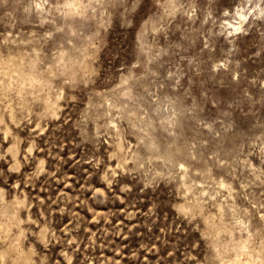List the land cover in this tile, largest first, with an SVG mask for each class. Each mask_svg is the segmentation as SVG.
Listing matches in <instances>:
<instances>
[{
  "label": "rangeland",
  "instance_id": "374dc122",
  "mask_svg": "<svg viewBox=\"0 0 264 264\" xmlns=\"http://www.w3.org/2000/svg\"><path fill=\"white\" fill-rule=\"evenodd\" d=\"M0 264H264V0H0Z\"/></svg>",
  "mask_w": 264,
  "mask_h": 264
},
{
  "label": "snow or ice",
  "instance_id": "6c2138e0",
  "mask_svg": "<svg viewBox=\"0 0 264 264\" xmlns=\"http://www.w3.org/2000/svg\"><path fill=\"white\" fill-rule=\"evenodd\" d=\"M125 22H127V21H125Z\"/></svg>",
  "mask_w": 264,
  "mask_h": 264
}]
</instances>
